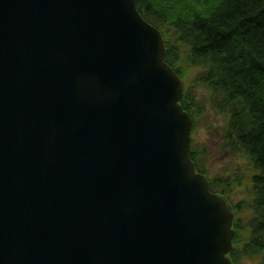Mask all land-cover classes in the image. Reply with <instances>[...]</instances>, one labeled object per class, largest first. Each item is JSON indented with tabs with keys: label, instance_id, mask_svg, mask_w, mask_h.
Wrapping results in <instances>:
<instances>
[{
	"label": "water",
	"instance_id": "water-1",
	"mask_svg": "<svg viewBox=\"0 0 264 264\" xmlns=\"http://www.w3.org/2000/svg\"><path fill=\"white\" fill-rule=\"evenodd\" d=\"M165 55L136 0H0V264H233Z\"/></svg>",
	"mask_w": 264,
	"mask_h": 264
},
{
	"label": "trees",
	"instance_id": "trees-1",
	"mask_svg": "<svg viewBox=\"0 0 264 264\" xmlns=\"http://www.w3.org/2000/svg\"><path fill=\"white\" fill-rule=\"evenodd\" d=\"M136 3L164 36L165 60L184 82L181 104L193 121L204 104L195 94L199 88L226 117L223 148L245 165L210 175L205 160L204 169L199 167L207 149L195 152L192 143L190 156L209 178L211 189L233 208V263L259 257L264 264V0ZM242 186L248 195L235 201V190Z\"/></svg>",
	"mask_w": 264,
	"mask_h": 264
},
{
	"label": "rangeland",
	"instance_id": "rangeland-1",
	"mask_svg": "<svg viewBox=\"0 0 264 264\" xmlns=\"http://www.w3.org/2000/svg\"><path fill=\"white\" fill-rule=\"evenodd\" d=\"M194 72L196 71H192L191 74H194ZM195 94L200 95L201 98H204V104L202 105L201 112L196 114L195 122L193 121L191 134L193 150L195 152H199L205 151V149H207L208 151L206 157H201L202 161L201 164H199V167L204 169L203 162L205 160V170H207L210 175H212L213 172L215 174L221 173L224 175L234 171L238 167L245 165L241 160L232 158L223 148L226 117L211 107V102L208 103V99H210L208 93L202 92V89L199 88V92L195 90ZM235 193V201H238L239 199H245L248 195L247 189L243 186L238 187L235 190ZM238 264L261 263L260 258L256 257L252 259H243Z\"/></svg>",
	"mask_w": 264,
	"mask_h": 264
},
{
	"label": "bare ground",
	"instance_id": "bare-ground-1",
	"mask_svg": "<svg viewBox=\"0 0 264 264\" xmlns=\"http://www.w3.org/2000/svg\"><path fill=\"white\" fill-rule=\"evenodd\" d=\"M150 23V22H149ZM155 26V25H154ZM157 27V26H156ZM158 28V27H157ZM159 29V28H158ZM166 56V55H165Z\"/></svg>",
	"mask_w": 264,
	"mask_h": 264
}]
</instances>
